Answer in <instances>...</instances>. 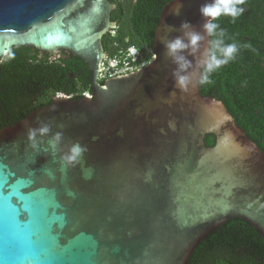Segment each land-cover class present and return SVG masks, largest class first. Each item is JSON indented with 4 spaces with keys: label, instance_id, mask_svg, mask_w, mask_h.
Returning <instances> with one entry per match:
<instances>
[{
    "label": "water",
    "instance_id": "1",
    "mask_svg": "<svg viewBox=\"0 0 264 264\" xmlns=\"http://www.w3.org/2000/svg\"><path fill=\"white\" fill-rule=\"evenodd\" d=\"M205 2L169 1L153 58L102 73L116 4L0 0V58L21 46L70 52L88 62L92 84V94L58 95L0 129V193L25 196L12 200L25 215L17 223L0 202V264H189L200 241L232 217L264 237V151L222 100L199 84L182 92L166 55L164 42L183 35V22L203 32ZM43 126L48 135L30 136ZM206 134L215 135L212 146ZM75 143L87 150L69 165L62 157ZM37 191L48 193L41 210L25 211Z\"/></svg>",
    "mask_w": 264,
    "mask_h": 264
},
{
    "label": "trees",
    "instance_id": "2",
    "mask_svg": "<svg viewBox=\"0 0 264 264\" xmlns=\"http://www.w3.org/2000/svg\"><path fill=\"white\" fill-rule=\"evenodd\" d=\"M171 0H110L116 4L111 20L117 23L103 36L109 57L135 46L147 60L153 54L156 25ZM244 14L235 22L219 21L227 35L240 44L237 58L200 85L203 95L222 100L248 137L264 151V0H246ZM105 80H101L103 84ZM92 94L88 62L65 51L57 57L21 46L0 58V129L16 124L58 95L77 99ZM205 143H215L206 134ZM189 264H264V237L250 222L232 217L211 231L192 252Z\"/></svg>",
    "mask_w": 264,
    "mask_h": 264
},
{
    "label": "clouds",
    "instance_id": "3",
    "mask_svg": "<svg viewBox=\"0 0 264 264\" xmlns=\"http://www.w3.org/2000/svg\"><path fill=\"white\" fill-rule=\"evenodd\" d=\"M246 0H206L200 6V13L204 17L203 32L197 31L190 22L181 24L182 36L166 40L164 47L166 55L175 65L172 76L176 86L182 92H188L191 87L211 83L213 73L223 66L233 62L241 48H250V44H240L231 40L220 26V19L228 17L233 22L245 12ZM206 42V43H205ZM191 56L193 59H189ZM50 133L49 126L32 130L30 136H44ZM62 141V133H56L51 146L56 149ZM86 147L79 143L72 144L63 155V160L74 165L86 151Z\"/></svg>",
    "mask_w": 264,
    "mask_h": 264
},
{
    "label": "snow or ice",
    "instance_id": "4",
    "mask_svg": "<svg viewBox=\"0 0 264 264\" xmlns=\"http://www.w3.org/2000/svg\"><path fill=\"white\" fill-rule=\"evenodd\" d=\"M48 193L46 191H37L31 193V199L25 207V211L30 209L33 213H38L41 210L43 200ZM15 197L19 201H23L25 196L21 194L17 189H11L7 194L0 193V202H3L6 207L4 208V215L7 221L12 223H17L19 220L25 219V215L21 212L20 209H17L13 206L12 200Z\"/></svg>",
    "mask_w": 264,
    "mask_h": 264
},
{
    "label": "built area",
    "instance_id": "5",
    "mask_svg": "<svg viewBox=\"0 0 264 264\" xmlns=\"http://www.w3.org/2000/svg\"><path fill=\"white\" fill-rule=\"evenodd\" d=\"M147 60L135 46L121 50L118 55L109 57L106 55L100 63L102 73L126 71L133 66Z\"/></svg>",
    "mask_w": 264,
    "mask_h": 264
},
{
    "label": "flooded vegetation",
    "instance_id": "6",
    "mask_svg": "<svg viewBox=\"0 0 264 264\" xmlns=\"http://www.w3.org/2000/svg\"><path fill=\"white\" fill-rule=\"evenodd\" d=\"M62 52H63V51H62ZM62 52H61L60 54H62ZM65 53L68 54V52H66V51H65ZM51 56H52V55H51ZM57 56H58V55H57ZM57 56H56V57H57ZM52 57H53V56H52Z\"/></svg>",
    "mask_w": 264,
    "mask_h": 264
}]
</instances>
